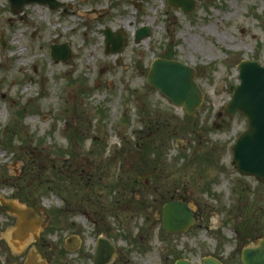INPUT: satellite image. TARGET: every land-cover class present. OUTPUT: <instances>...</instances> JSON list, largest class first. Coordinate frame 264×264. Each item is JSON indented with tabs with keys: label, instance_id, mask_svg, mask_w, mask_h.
Returning <instances> with one entry per match:
<instances>
[{
	"label": "rangeland",
	"instance_id": "374dc122",
	"mask_svg": "<svg viewBox=\"0 0 264 264\" xmlns=\"http://www.w3.org/2000/svg\"><path fill=\"white\" fill-rule=\"evenodd\" d=\"M59 1L14 14L0 0V197L15 188L45 213L46 264H93L99 236L114 264H243L242 249L264 238V183L236 169L247 119L224 108L239 62L264 66V0H197L187 14L167 0ZM105 28L125 35L121 51L105 50ZM61 44L66 62L51 57ZM157 58L195 67V114L147 83ZM170 195L194 211L185 232L163 229ZM69 235L77 252L58 249Z\"/></svg>",
	"mask_w": 264,
	"mask_h": 264
},
{
	"label": "water",
	"instance_id": "95a60500",
	"mask_svg": "<svg viewBox=\"0 0 264 264\" xmlns=\"http://www.w3.org/2000/svg\"><path fill=\"white\" fill-rule=\"evenodd\" d=\"M11 12L16 14L20 8L30 3H41L51 10L65 7L59 0H9ZM173 7L184 13L191 12L196 0H167ZM105 37V49L113 53L121 51L125 45V35L113 32L109 28L101 30ZM150 34L144 26L135 33V42ZM51 57L54 61L66 62L71 54L67 44L51 45ZM239 84L224 108L232 116L239 111L247 118L246 131L240 134L231 148L236 169L243 175H253L264 183V66L257 60H245L238 64ZM196 69L175 59L157 58L150 66L147 83L159 90L169 101L183 107L188 114H195L203 101V93L195 81ZM0 204L11 214L19 216V223L25 225L29 217L36 214L33 209H24L11 201L0 200ZM29 215V216H28ZM196 219L190 205L183 198L169 201L162 207V226L169 233L187 231ZM25 230V229H24ZM116 253V248L106 237H99L93 258V264H108ZM243 264H264V238L259 237L257 244L242 249ZM175 264H195L187 259H179ZM201 264H223L215 257H206Z\"/></svg>",
	"mask_w": 264,
	"mask_h": 264
},
{
	"label": "flooded vegetation",
	"instance_id": "af4514ba",
	"mask_svg": "<svg viewBox=\"0 0 264 264\" xmlns=\"http://www.w3.org/2000/svg\"><path fill=\"white\" fill-rule=\"evenodd\" d=\"M9 195L1 198L13 202L20 208L33 209L36 214L29 217L27 224L21 225L18 215L9 214L0 205V210L5 213L3 218L0 219V240L3 238L1 234L6 233V235H9L11 259L9 262L7 251L0 243L1 251L5 253L2 256L3 258L0 257V262H9L8 264H45L48 261L46 252L51 249V247L47 246L45 239V230L48 228L45 213L39 210L35 201L32 200L33 198L31 199L27 193H23L20 190L15 191V188H13ZM179 197L175 199L174 195H170L169 200H178ZM75 239L79 241L78 244L74 241ZM7 243L8 241H6V245ZM80 245L81 242L78 236L69 235L64 245L59 246L58 249H61L64 253H69L80 250Z\"/></svg>",
	"mask_w": 264,
	"mask_h": 264
},
{
	"label": "trees",
	"instance_id": "16d2710c",
	"mask_svg": "<svg viewBox=\"0 0 264 264\" xmlns=\"http://www.w3.org/2000/svg\"><path fill=\"white\" fill-rule=\"evenodd\" d=\"M163 194V193H162ZM162 198H163V195H162ZM170 198H166L165 201L169 200ZM162 201H164V199H162Z\"/></svg>",
	"mask_w": 264,
	"mask_h": 264
}]
</instances>
